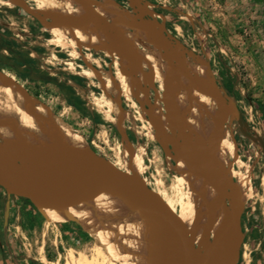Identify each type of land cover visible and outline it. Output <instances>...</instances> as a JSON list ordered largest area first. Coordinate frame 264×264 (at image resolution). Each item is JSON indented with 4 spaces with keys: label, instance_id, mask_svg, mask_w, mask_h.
I'll list each match as a JSON object with an SVG mask.
<instances>
[{
    "label": "bare ground",
    "instance_id": "1",
    "mask_svg": "<svg viewBox=\"0 0 264 264\" xmlns=\"http://www.w3.org/2000/svg\"><path fill=\"white\" fill-rule=\"evenodd\" d=\"M27 1L33 4V12L40 16V22L52 36L46 44L40 46L69 48L71 57L76 55V49H84L102 54L113 61L114 73L103 70L99 59L91 60L88 54L83 57L86 69L76 70L69 62L64 70L74 76L92 80L90 84H95L102 92L100 96L84 99L88 107L100 114L122 137L125 144L123 155H129L130 162L122 163L118 157L111 161L116 167L137 176L145 169V148H134L128 141V130L153 140L152 128L155 127L158 138L172 146V159L168 158L167 166L174 169L177 179L171 181L169 189L156 179L155 195L178 214L190 229L196 247L193 264H220L222 256L236 240L230 208L223 195L195 174L177 152L176 130L164 118L159 93L154 94V102L150 106L151 125L145 121L149 113L142 107L147 101L145 89L156 83L162 92L165 77L174 65L161 39L151 34L155 30L118 0ZM25 2L21 0L22 4ZM0 3L11 7L14 0H0ZM198 64L202 68L192 65L189 70L212 81L204 73L205 64ZM168 87L166 102L170 107L171 119L181 129L183 152L201 157L220 137L213 164L220 182L229 184L239 199L241 209L250 196L251 184L249 173L243 174L239 170L242 163L232 141L233 114H221L224 128L220 131L216 118L218 101L209 86L201 88L196 81L173 74ZM24 93L13 89L0 76V147L25 156L46 157L89 149L87 139L63 120L66 118L63 112L60 115L48 113ZM178 95L181 97L175 100ZM123 102L133 110L136 109L135 116L123 109ZM135 121L144 125L138 127ZM127 122L130 124L128 128ZM183 168L192 174L183 171ZM224 174H227L228 180ZM262 186L264 189V181ZM76 189L79 190V201L68 208L45 201L39 206L69 221L68 213L80 227L85 226L101 234L104 244H95L90 256L69 250L66 264L156 263L160 246L159 217L131 208L107 187L100 175L84 176L75 185L46 188L31 194L34 198L45 197L69 204L76 200ZM169 190L172 194H169ZM45 261L41 259L43 264Z\"/></svg>",
    "mask_w": 264,
    "mask_h": 264
},
{
    "label": "rangeland",
    "instance_id": "2",
    "mask_svg": "<svg viewBox=\"0 0 264 264\" xmlns=\"http://www.w3.org/2000/svg\"><path fill=\"white\" fill-rule=\"evenodd\" d=\"M118 1L131 9L126 0ZM143 1L180 43L188 69L192 65L202 68L198 62H203L204 73L216 83L228 103L224 114H233L232 141L242 163L239 170L249 173L251 184L250 196L241 208L242 244L235 264H264V121L255 106V101L264 104V0L261 4L253 0ZM32 6L27 0L24 4L14 2L11 7L0 3L2 80L24 95L25 91L46 112H63V120L87 139L91 151L110 161L119 157L122 163L130 162L129 155H123L122 137L84 99L102 92L90 84L92 80L64 70L69 62L76 70L86 69L83 57L88 54L91 60L99 59L103 70L114 73L113 61L84 49H76V55L71 57L69 48L40 46L52 36L30 13L34 11ZM151 34L161 39L156 31ZM145 91L147 96L151 94V104L154 94L161 95L156 83ZM136 105L140 108L139 102ZM122 106L135 116L136 109L124 102ZM142 107L147 109L146 105ZM145 121L151 125L148 116ZM135 124L144 125L138 121ZM129 126L127 122L126 127ZM152 130L153 140L130 130L127 136L134 148H145V169L138 176L156 194V179L169 189L177 174L167 166L168 158L172 159L171 146L161 143L154 127ZM183 171L192 174L184 168ZM43 212L45 217L29 200L8 198L0 188V264H43L42 258L45 264H66L69 250L90 256L95 244L103 243L102 235L92 229L44 209Z\"/></svg>",
    "mask_w": 264,
    "mask_h": 264
},
{
    "label": "water",
    "instance_id": "3",
    "mask_svg": "<svg viewBox=\"0 0 264 264\" xmlns=\"http://www.w3.org/2000/svg\"><path fill=\"white\" fill-rule=\"evenodd\" d=\"M126 1L139 18L145 19L148 25L161 36V43L169 51L173 59L174 65L165 77L161 92L164 118L167 124L173 126L176 130L177 152L179 155L197 175L204 178L209 185L223 195L226 205L232 212L236 240L224 253L220 264H235L242 244L241 209L239 208V199L229 184L220 182L219 175L213 164V156L221 138L219 137L215 143L209 146L201 157L191 156L183 152L181 129L171 119L169 115L170 107L166 102L168 84L173 74H176L196 81L201 88L209 86L212 93L218 98L216 118L219 121L218 128L220 131L224 128L223 122H221V114H224L227 102L214 81L204 79L188 69L180 43L168 32L166 26L157 20L149 5L143 0ZM14 2L22 4L21 0H14ZM30 13L39 20V15L33 11ZM47 20L52 22L49 17H47ZM145 105L147 106L146 110L149 112L148 118L151 121V103L148 101V96ZM156 132L158 137V131L156 130ZM159 141L164 143L160 139ZM89 175H100L107 187L131 208L159 217L160 246L155 264L194 263L196 247L190 229L179 215L159 199L139 176L119 169L113 162L90 149H82L55 157H46L25 156L12 149L0 147V188L4 190L8 198L14 196L29 200L38 208L43 217H45V214L39 204L45 201L55 206L68 208L79 201V190L76 189L75 192L76 200L69 204L61 200H49L45 197L34 198L31 194L32 192L51 187L63 188L75 185L82 177ZM224 178L228 180L227 174H224ZM66 215L69 221L76 222L71 215L68 213Z\"/></svg>",
    "mask_w": 264,
    "mask_h": 264
},
{
    "label": "trees",
    "instance_id": "4",
    "mask_svg": "<svg viewBox=\"0 0 264 264\" xmlns=\"http://www.w3.org/2000/svg\"><path fill=\"white\" fill-rule=\"evenodd\" d=\"M255 3L257 4H261L262 3V0H253ZM255 106H256V109L257 111L259 112L260 116H261V119L262 121H264V104L258 102V101H255Z\"/></svg>",
    "mask_w": 264,
    "mask_h": 264
},
{
    "label": "flooded vegetation",
    "instance_id": "5",
    "mask_svg": "<svg viewBox=\"0 0 264 264\" xmlns=\"http://www.w3.org/2000/svg\"><path fill=\"white\" fill-rule=\"evenodd\" d=\"M13 89H15L14 87H12ZM16 90V89H15ZM156 92H158V91H156ZM148 101H149V103L151 102V94H149V96H148ZM147 107V106H146Z\"/></svg>",
    "mask_w": 264,
    "mask_h": 264
}]
</instances>
